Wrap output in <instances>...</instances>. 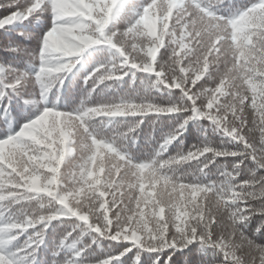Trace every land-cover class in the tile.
I'll list each match as a JSON object with an SVG mask.
<instances>
[{"label": "snow or ice", "instance_id": "6c2138e0", "mask_svg": "<svg viewBox=\"0 0 264 264\" xmlns=\"http://www.w3.org/2000/svg\"><path fill=\"white\" fill-rule=\"evenodd\" d=\"M67 2L74 9L70 20L74 30L60 44H54L51 38L45 39V34L60 31L61 23L69 20L62 19L53 0H0V8L12 9L0 16V28L28 20L37 13L51 16V27L38 38L37 71L29 77L0 67V73L5 74V88L20 94L34 80L46 92L63 84L61 74L74 67L81 53L103 45L114 50L116 57L84 77L85 83L91 81L95 87L120 80L129 71H139L155 76L153 87L178 90L180 101L158 104L124 99L75 112L44 108L31 119L26 110L14 107L16 121L25 122L14 134L0 138V264H22V258L33 256L43 243L50 222L72 218L75 223L60 238V245L73 233L74 239L85 234L91 239L63 264H83L81 253L100 240L115 242L119 250L115 255L105 254L95 264H119L120 257L132 249L138 250L137 258L140 251L153 254L149 257L152 264H171V252L196 242L218 250L222 264H236L231 243L221 234L207 197L215 195L226 208L234 207L232 193L239 192L240 187H232L239 180L232 177L242 156L256 164L253 175L264 170V164L257 163L255 150L243 139V130L234 131L228 126L227 121L235 113L221 116L219 111L229 87V67L257 81L264 80V19H258L264 13V0H255L228 16L212 10L214 4L223 0H208L207 4L200 0H149L139 11L125 8L121 0ZM248 18H253V22L243 29L242 36V23ZM149 19L155 23L150 25ZM118 20L126 26L110 30ZM164 48L169 50L168 59L160 63L158 53ZM202 81L211 84L205 87ZM254 102H264V98L249 95L244 100L248 105ZM185 113L147 162L135 163L115 146L117 140L126 138L139 126V121L113 141L99 140L88 131L89 122L98 118ZM193 119L211 122L244 152L202 144L162 159L167 147ZM227 157L239 159L232 162L230 169L218 164L214 181L202 183L198 179L206 175L205 169L217 158ZM193 161L200 164L191 180L168 174L169 168ZM161 188L169 193L167 206L159 203ZM236 203L242 209L240 214L246 215L248 202ZM13 205H21L19 214L10 213ZM256 231L264 232V225H258ZM24 233L29 234L23 243L9 252L8 246ZM258 259L264 262V255Z\"/></svg>", "mask_w": 264, "mask_h": 264}, {"label": "trees", "instance_id": "16d2710c", "mask_svg": "<svg viewBox=\"0 0 264 264\" xmlns=\"http://www.w3.org/2000/svg\"><path fill=\"white\" fill-rule=\"evenodd\" d=\"M149 0H121L125 8L139 11ZM207 4L208 0H200ZM255 0H223V3L214 4L212 10L222 16H228L238 10L249 7ZM12 9L0 8V16H6ZM39 17V18H38ZM126 26L123 20H118L110 26V30H122ZM51 27V16L47 13H37L25 21H18L5 28H0V67L12 68L18 72L32 77L37 71L39 61L35 58L39 51V37ZM15 49V51H12ZM167 48L158 53L160 63L168 59ZM116 57L114 50L107 46H92L86 49L76 58L74 67L67 73L61 74L63 84H56L48 91H43L34 80L25 86V90L17 94L3 85L4 73H0V132L4 133L0 138H6L8 134H14L25 121H16L13 108L27 111L28 118H34L44 108H51L64 112H75L86 106L113 103L124 99L148 100L158 104L177 103L180 101L178 90H169L162 87H153L155 76L139 71H129L127 75L117 81H106L95 87L91 81L84 82L86 77L94 69L111 63ZM205 87L211 82H201ZM185 114H148L143 117L128 116L116 118L94 119L88 124L89 133L99 140L113 141L119 133L133 127L135 128L126 138L116 141L118 150L135 163L150 161L157 151L163 139L168 136L176 125L184 118ZM5 121H7L5 123ZM208 144L212 147L223 148L230 151H239L240 145L231 141L211 122L205 119H193L189 121L182 134L167 147L161 158H169L190 150L193 146ZM239 157L217 158V160L205 169L206 175H200L198 179L202 183H208L217 179L218 164H224L228 169L232 162ZM71 160V158H69ZM251 164L250 161H245ZM199 161L169 168L168 174L179 175L182 179L191 180L193 173L199 166ZM258 174L264 175V170H258ZM243 177H238L242 179ZM21 205H13L10 213L19 214ZM75 223L74 218L55 220L49 223L44 234L43 243L33 256L22 258V264H63V261L72 256L74 252L84 247L91 239L87 234L68 240L60 245V238L71 229ZM29 233L21 234L16 242L8 246V251L23 243ZM258 241L264 243V232L258 233ZM115 242L100 240L92 244L84 253H81L83 264H95L96 260L103 258L107 253L115 255L118 246ZM137 249H132L125 256L120 257L119 264H150L153 254L140 251L137 258ZM170 251V250H166ZM223 260L218 250L203 247L199 242L189 245L182 250L171 252V264H220Z\"/></svg>", "mask_w": 264, "mask_h": 264}, {"label": "clouds", "instance_id": "9594fccd", "mask_svg": "<svg viewBox=\"0 0 264 264\" xmlns=\"http://www.w3.org/2000/svg\"><path fill=\"white\" fill-rule=\"evenodd\" d=\"M19 2H26V0H19ZM53 3L58 6L62 19L67 18L69 22H62L60 31L53 30L46 33L45 39L51 38L52 43L60 44L63 38L74 30V26L70 22L74 15V9L67 0H53ZM258 19H264V13ZM252 22L253 18H248L242 23V36L243 29L249 27ZM148 23L151 25L155 22L149 19ZM254 69L255 64L253 65ZM227 78L229 87L224 101L220 104L221 116L227 115L229 112L235 113L233 119L227 121L228 126L233 127L234 131L236 128L243 130V139H246L255 150L257 163L264 164V102H254L251 105L244 103L249 95L264 98V80L257 81L253 76L232 71L230 67L227 70ZM245 121L247 122L246 127H244ZM239 152L243 153L244 149L240 148ZM248 155L250 156L251 153ZM245 161H250L251 164H246ZM255 168L256 164H253L247 156H242L240 165L234 169L236 175L232 179L241 176L243 178L238 180L237 185L232 186L240 187L239 192L232 193L233 208H226L215 195L207 197L209 210L219 220L218 227L221 234L231 243L233 254L236 256V264H264L258 259L264 255V243L258 241L256 231L258 225H264V175H253ZM170 176L181 178L179 175ZM122 183H127V181ZM238 201L248 202L249 211L246 215L240 214L242 209L237 205ZM159 203L165 206L169 203V193L166 188H161L159 191ZM169 213H171V208H169ZM237 220L242 223H237ZM150 264H152L151 261Z\"/></svg>", "mask_w": 264, "mask_h": 264}]
</instances>
